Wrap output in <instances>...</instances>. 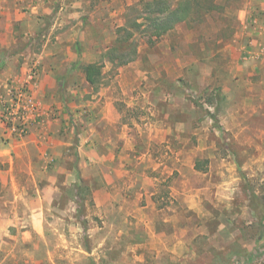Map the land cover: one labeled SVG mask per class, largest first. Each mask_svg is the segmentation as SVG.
Wrapping results in <instances>:
<instances>
[{
	"label": "rangeland",
	"instance_id": "374dc122",
	"mask_svg": "<svg viewBox=\"0 0 264 264\" xmlns=\"http://www.w3.org/2000/svg\"><path fill=\"white\" fill-rule=\"evenodd\" d=\"M146 1L19 0L22 12L31 15L16 29L19 45L32 54L29 74H54L53 97H48L53 105H87L86 121L73 125L66 138L70 151L77 149L81 131L115 133L117 151L123 145L120 137L128 133L138 149L149 147L151 161L162 163L153 172L160 205L169 202V187L177 182L187 180L202 189L205 208L212 211L204 220L212 239L209 243L203 236V250L182 252L179 264H264V51L253 43L259 39L256 24L240 22L245 10L264 0H216L217 10L178 23L153 45L141 30L130 29L137 55L115 68L103 54L113 46L118 27L129 25L138 13L144 16L141 2ZM254 16L259 15L252 12L250 19ZM92 62H104L96 89L81 71ZM1 105L3 110L6 104ZM0 123L11 127L1 117ZM156 133L166 138L147 140ZM108 146L105 138L98 142L101 151ZM70 156L77 158V152ZM90 173L85 172L86 183ZM81 186L77 199L71 191V203L60 201L45 211L41 234L32 232L23 203H0L5 214L0 218V264H174L170 254L156 258L147 250H130L132 239L124 235L111 242L112 222L98 214L90 188ZM14 212L18 219H12Z\"/></svg>",
	"mask_w": 264,
	"mask_h": 264
},
{
	"label": "crops",
	"instance_id": "0c3cea01",
	"mask_svg": "<svg viewBox=\"0 0 264 264\" xmlns=\"http://www.w3.org/2000/svg\"><path fill=\"white\" fill-rule=\"evenodd\" d=\"M20 5L19 0H0V105L11 102V93L21 92L25 95L23 104L26 108L25 129L21 132L0 123V203H23L27 207L25 213L32 232L41 234L45 211L53 209L60 201L68 204L72 198L77 199L82 190L77 191L74 185L80 181L81 185L90 188L98 214L104 213L112 222L108 227L113 233L109 239L111 242L116 243L117 237L124 235L132 239L128 246L130 250H147L156 258H162L160 254H170L174 264L182 260L177 259L182 252L203 250L199 247L200 239L207 236L209 243L212 239L204 221L212 216V211L207 206L205 208L207 199L200 195L202 189L187 180L177 182L169 187V202L160 205L157 178L153 172L162 163L151 161L149 147L138 149L134 135L124 133L120 137L123 145L117 151L112 144L115 133L102 135L91 130L87 135L81 131L77 149L70 151V142L66 138L74 131L73 125L86 121L82 114L87 105H53L50 98L53 97L56 78L50 71L41 70L30 79L32 54L28 46L19 45L17 40L22 38H18L16 29L26 24L24 21L31 15L22 12ZM31 7L32 11L36 8ZM252 12L259 16L250 19ZM260 12H264L263 3L245 10L246 18L240 22L256 24L259 39L253 43L262 52L264 20ZM42 58L43 52L34 63L38 64ZM79 107L82 110L76 112ZM103 138L109 142L106 151L98 148V142ZM146 138L160 143L166 135L148 134ZM71 152H77V158L71 159ZM85 172H92L87 183ZM190 188L192 194L188 193ZM67 193L72 198H68ZM13 214L12 219H18L17 214ZM4 216L0 212V218ZM197 220L204 224L198 226L195 224ZM105 242L106 238L98 247ZM221 249L217 247L218 251Z\"/></svg>",
	"mask_w": 264,
	"mask_h": 264
},
{
	"label": "trees",
	"instance_id": "16d2710c",
	"mask_svg": "<svg viewBox=\"0 0 264 264\" xmlns=\"http://www.w3.org/2000/svg\"><path fill=\"white\" fill-rule=\"evenodd\" d=\"M141 9V14L144 16L138 13L129 25L118 27L113 46L103 54V60H107L115 68L132 62L137 55L135 33L130 29L141 30L147 43L153 45L178 23L191 16L207 15L218 9V4L216 0H179L176 4L171 3L170 0H150L141 2ZM141 18L144 22H139ZM103 68L104 62H92L81 67L84 79L90 87L96 89L100 86ZM196 169L200 170L198 167ZM74 188L77 191L82 190L80 181L74 185Z\"/></svg>",
	"mask_w": 264,
	"mask_h": 264
},
{
	"label": "built area",
	"instance_id": "2783aa9c",
	"mask_svg": "<svg viewBox=\"0 0 264 264\" xmlns=\"http://www.w3.org/2000/svg\"><path fill=\"white\" fill-rule=\"evenodd\" d=\"M30 79H33L34 73L29 74ZM25 95H22L21 92H16L15 95L11 93V102H4V109L0 110V117L7 124H10L15 131L21 132L25 129V111L24 98Z\"/></svg>",
	"mask_w": 264,
	"mask_h": 264
}]
</instances>
